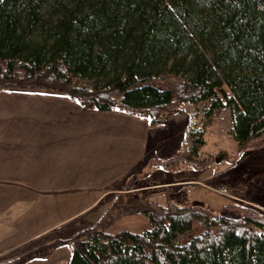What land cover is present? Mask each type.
<instances>
[{"label":"trees","instance_id":"trees-1","mask_svg":"<svg viewBox=\"0 0 264 264\" xmlns=\"http://www.w3.org/2000/svg\"><path fill=\"white\" fill-rule=\"evenodd\" d=\"M0 90L62 95L151 124L183 102H205L203 124L227 107L241 149L264 136V0H0ZM203 134L189 127L152 164L207 167L216 159H199ZM226 206L239 214L153 201L148 229L110 232L98 221L65 241L68 264H264V212Z\"/></svg>","mask_w":264,"mask_h":264},{"label":"crops","instance_id":"crops-1","mask_svg":"<svg viewBox=\"0 0 264 264\" xmlns=\"http://www.w3.org/2000/svg\"><path fill=\"white\" fill-rule=\"evenodd\" d=\"M157 129L120 109H88L62 95L0 90V261L47 245V252L25 264H68L65 241L104 214V205L115 202L107 200L109 194L116 198L146 187L120 184L150 167L152 151L163 149ZM153 165L152 172L164 173ZM181 174L174 181L178 189L198 183L195 175Z\"/></svg>","mask_w":264,"mask_h":264},{"label":"rangeland","instance_id":"rangeland-1","mask_svg":"<svg viewBox=\"0 0 264 264\" xmlns=\"http://www.w3.org/2000/svg\"><path fill=\"white\" fill-rule=\"evenodd\" d=\"M204 104L205 102L196 105L190 102L180 103L174 109L165 112L160 122L152 124L157 125V133L162 136L161 142H157V145L163 149L152 151L151 159L172 155L181 146L184 132L193 126L202 127L204 130L205 143L199 149V159L214 156L215 162L203 169L193 168L194 173L188 172L189 169L192 170L189 165L181 166L183 171L163 169L164 173L152 172L153 164L150 167L144 165L145 171L136 170L121 182L120 186L126 184L146 187L133 193H117L116 198L115 193L109 194L107 200L115 202L104 205V214L80 228L101 221L100 225H105L110 232L148 229L151 224L144 211L150 209L153 201L160 204L171 201L178 204H196L214 213L230 216L239 214L238 211L226 206L230 202L249 204L264 212V136L254 138L243 148L238 149L236 140L229 133L232 125L229 109L223 108L210 123L203 124L201 108ZM181 172V175L193 174L198 177L199 185L195 183V187L186 186L183 190L178 189L174 181ZM196 231L198 230L185 232L178 239L187 240ZM49 248L47 245H39L32 252L34 251V255H43Z\"/></svg>","mask_w":264,"mask_h":264}]
</instances>
